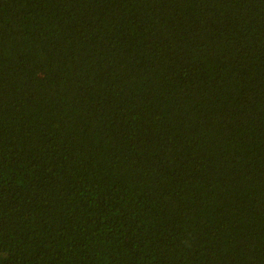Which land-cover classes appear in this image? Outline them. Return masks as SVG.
Masks as SVG:
<instances>
[{
	"label": "trees",
	"instance_id": "obj_1",
	"mask_svg": "<svg viewBox=\"0 0 264 264\" xmlns=\"http://www.w3.org/2000/svg\"><path fill=\"white\" fill-rule=\"evenodd\" d=\"M0 264H264V0H0Z\"/></svg>",
	"mask_w": 264,
	"mask_h": 264
}]
</instances>
